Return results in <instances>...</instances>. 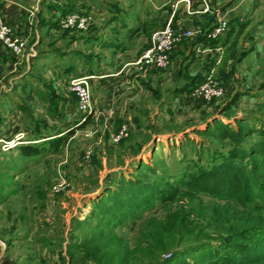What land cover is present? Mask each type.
Here are the masks:
<instances>
[{
	"label": "rangeland",
	"instance_id": "374dc122",
	"mask_svg": "<svg viewBox=\"0 0 264 264\" xmlns=\"http://www.w3.org/2000/svg\"><path fill=\"white\" fill-rule=\"evenodd\" d=\"M14 1L33 11L25 20L30 28L12 35L25 41L22 54L11 49L6 54L16 67L0 59V264H160L181 250L195 256L222 252L226 244L218 238L224 229L233 224L241 229L240 218L255 215L260 231L246 244L264 248V209L248 213L234 200L228 206L203 193L194 200L186 193L168 195L165 208L138 210L135 219L107 231L111 239H97L98 225L111 222L99 200L117 188L112 178L158 184L160 177L175 182L187 172L211 168L237 147L230 139L198 132L215 120L236 128L235 120L242 119L260 130L238 145L246 150L264 138V0H211L204 13L194 2L197 11L189 16L185 0ZM166 7L175 8L177 21L187 22L195 36L205 35L201 26L207 20L214 25L224 16L226 29L202 39V47L218 48L217 56L194 55L190 34L172 49L167 67L136 69L133 62L150 45L152 32L165 25L160 13ZM99 9L112 13L115 23L107 21L94 38ZM69 13L89 15L92 24L64 27L60 19ZM47 21L53 29L49 36ZM36 38L32 56L29 47ZM105 40L120 46L100 47ZM98 72L109 76L91 80L92 104L81 124L77 88L64 78ZM209 75L223 88L221 95L202 98L195 95L196 85L187 94L194 105L175 99L174 86L200 76L203 82ZM60 136L57 145L49 142ZM13 139L18 145L36 142L38 152L22 154L18 145L11 146ZM252 150L246 165L234 162L239 173L255 166L264 172V155ZM141 163L157 175L136 174ZM234 179V190L249 187L239 182L245 176ZM251 187L258 194L255 202L264 203V179L255 177ZM215 215L220 223L212 227Z\"/></svg>",
	"mask_w": 264,
	"mask_h": 264
},
{
	"label": "trees",
	"instance_id": "16d2710c",
	"mask_svg": "<svg viewBox=\"0 0 264 264\" xmlns=\"http://www.w3.org/2000/svg\"><path fill=\"white\" fill-rule=\"evenodd\" d=\"M210 21L207 20L201 26V29L205 31V35H197L193 43L202 42V39L207 36V32L212 28L214 23L211 22V24ZM94 38H97V36L94 35ZM100 45L102 47L114 48L120 46V44H116L110 40H105ZM87 57L89 59L90 56ZM202 80V76L197 79H191L184 84L174 86L172 91L175 93V96L188 94ZM212 125H209L206 130H198V132L210 135L219 141L230 139L236 144L237 147L234 148L228 158H225L217 164H213L211 168L201 167L198 170L187 172L181 179L175 180V182L164 180L162 177H160L161 181L158 184L141 179L125 180L123 177L118 179L112 178V180L117 182V188L108 189L99 200L100 205L104 207L103 215H108L111 222L107 220L98 225V227H102V230L98 232L97 235L100 237L97 239H111L112 234L111 232L107 233V231H110L125 219H135L138 210H147L154 206L165 208L168 205V199L166 200L168 195L171 196L170 198H173L178 194L186 193L190 199L194 200L200 199L199 193H203L215 199L223 200L224 204L228 206L231 205V200H234L238 204H241L248 213L252 209L257 210V213L263 210L264 203L255 202V197L258 194L251 187L255 177L258 176L264 179L263 168L255 166L253 171H248L244 167L242 172L239 173L240 169L234 164V162H239L246 165L248 161H251L250 149H256L252 150L251 153L264 155V138L256 146L248 150L238 147L244 137L250 133L260 132V130L253 129L249 126L248 122L242 119L235 120L236 128L225 125L219 120H215ZM216 125L221 126L222 130L216 128ZM70 132H73V130H70ZM63 136L51 138L49 142L57 145L61 142ZM34 143L36 142H31L28 145L21 144L17 148L24 155L34 154L38 152ZM146 171L157 175V172L145 163L140 164L136 170V174H141L146 177ZM253 172L255 176H253ZM237 174L245 176L246 181L243 182L239 179V182L249 186L246 190L233 189L232 184ZM245 194L249 197H246V199H249L250 205L244 200ZM217 217L219 216L215 215L212 217L210 226H218L220 222L216 219ZM246 219L248 220L240 218V221H242L241 229L236 228L235 224H233L230 230L224 229L226 233L224 236L218 238V240L226 244L225 248L222 247V252H217L213 249L205 252L203 255L195 256V254L190 253L188 250H181L177 253H171L170 257L163 260L160 264H203L205 260H208L211 264H264V248L254 249L251 245L246 244L254 236L255 230L257 228L259 230L260 228L259 215H255V217L247 216Z\"/></svg>",
	"mask_w": 264,
	"mask_h": 264
},
{
	"label": "built area",
	"instance_id": "2783aa9c",
	"mask_svg": "<svg viewBox=\"0 0 264 264\" xmlns=\"http://www.w3.org/2000/svg\"><path fill=\"white\" fill-rule=\"evenodd\" d=\"M194 2H199L198 11L193 7L195 5ZM185 3L188 12L197 11L204 13L210 11L211 9V0H185ZM60 24L64 27L87 29L92 24V17L86 14L69 13L60 19ZM226 25L227 20L224 16H220L212 28L207 32V36H219L226 29ZM190 34L192 35L193 33L189 30L185 32L176 31L172 21H167L164 27L152 32L149 40L150 45L141 51L138 59L135 60L133 64L138 69H142L147 66H157L161 68L167 67L170 63V53L172 49L182 37H186ZM12 35V27L0 16V43L8 49H11L14 54H22L25 47V41L20 40L17 37L13 38ZM92 78H94V75L92 74H80L64 78V81H67L77 88V94L79 97V115L77 119H79V123L86 119L89 109L91 108L92 99L89 85ZM212 79L213 76L209 75L205 81L199 83L195 87V95L206 99H209L212 96L221 95L223 88L216 85V82H213ZM117 138H119V136ZM19 142L20 141L13 139L11 146H17ZM6 144H10V142H6Z\"/></svg>",
	"mask_w": 264,
	"mask_h": 264
},
{
	"label": "crops",
	"instance_id": "0c3cea01",
	"mask_svg": "<svg viewBox=\"0 0 264 264\" xmlns=\"http://www.w3.org/2000/svg\"><path fill=\"white\" fill-rule=\"evenodd\" d=\"M32 9H27V8H24L23 6H21V4L15 2L14 0H0V13L3 17V20L5 22H7L11 27H12V31L13 33L19 35V32H25L27 30V28H30V27H27L26 26V22L25 20L26 19H32ZM98 12L101 14V18L97 19L95 17L94 19V23L96 21V24H98V26L95 27V32H94V35H100V30L102 29L101 27L108 21V23H115V19L114 17H112V13L111 16H108L109 14V11L107 9H99ZM174 12H175V8L171 9V12L169 9H166L161 11L160 13V17H163V21L162 23H166L167 21H172V24L174 26V28L176 27L175 26V23L179 26V31L180 32H185L187 30H189L188 26L187 25V22H182L180 24V21H177L178 19L176 18V16L174 15ZM192 13H195V12H191V11H187V15L190 14V15H193ZM48 15H49V12H48ZM51 16V15H50ZM189 16V15H188ZM194 18H192L193 20ZM101 21V22H100ZM103 21V22H102ZM28 23H31V22H28ZM102 23V24H101ZM46 27H47V33H48V36L52 34L53 32V29L49 26V22L47 21L46 22ZM101 28V29H100ZM192 35L195 36V34L193 33ZM191 35V36H192ZM23 36V35H22ZM24 37V36H23ZM187 37V36H186ZM185 37V38H186ZM196 37V36H195ZM184 38V37H183ZM40 41V39H37L32 41L31 42V46L29 47L30 50L33 51V55L32 56H35L36 55V48L35 45ZM203 42L199 41V42H196V44L194 45V51H193V54L194 55H202V54H211L212 57H216L217 54H218V48L217 47H209V46H205V47H202ZM29 46V45H28ZM100 47H102L101 45H99ZM103 48H114V47H103ZM8 48L5 47L4 45H2L0 43V59L2 60V62H4L6 65H10L13 66V67H16V60H14L13 58H7V52H8ZM215 55V56H214ZM10 59V60H9ZM135 67V66H134ZM136 68V67H135ZM138 69V68H136ZM132 71H136V70H132ZM145 71V72H144ZM143 72L148 75V77H151V73L148 71L149 70H144ZM94 75V78H92V80L94 79V82L96 83V81H99L101 80L102 78L106 77V76H109V74H104V73H101V72H98L95 73V74H92ZM175 99H183V103H186V104H192L194 105V98L193 97H190L188 96L187 94H180V95H177L175 97ZM192 107V106H191ZM5 264V263H4Z\"/></svg>",
	"mask_w": 264,
	"mask_h": 264
}]
</instances>
